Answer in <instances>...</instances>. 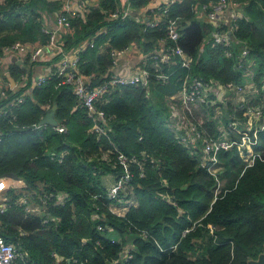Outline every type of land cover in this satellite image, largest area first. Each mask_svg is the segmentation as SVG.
<instances>
[{
    "label": "trees",
    "instance_id": "1",
    "mask_svg": "<svg viewBox=\"0 0 264 264\" xmlns=\"http://www.w3.org/2000/svg\"><path fill=\"white\" fill-rule=\"evenodd\" d=\"M20 1L0 0V56L2 47L15 41L45 43L48 35L39 10L59 7L56 1L28 0L24 6ZM218 1L175 0L161 22L145 30L131 16L104 17L122 0H99L89 5L85 16L70 19V29L61 39L64 51L93 39V46L77 50L78 69L89 78L90 87L106 79L112 51L130 44L141 53L153 51L167 35L168 19H179L176 44L192 57L187 69L174 55L163 66L167 78H151L148 90L137 85L103 93L95 102L105 119L98 121L105 128L99 137L92 129L93 118L80 106L71 86L60 83L53 68L40 87L30 78L17 88L7 87V98L0 100L6 111L0 114V175L13 172L14 179L24 183L21 189H8L0 207V238L18 251L11 264H246L263 250L264 160L256 159L241 173L244 162L236 146L222 149L218 175L223 182L216 192L215 179L201 166V139L195 146L187 145L167 126L169 106H177L188 75L207 82L244 84L251 73L252 95H246L247 88L243 93L232 88L229 95L243 94L247 104L264 101V0H228L233 3L229 10L239 5L240 12L231 18V57L225 56V46L210 39L213 30L227 26L214 25L192 11L196 2ZM127 2L137 10L147 0ZM242 44L247 45L248 55L238 65ZM59 56L55 54L53 60ZM10 71L17 83L28 74L21 66ZM21 95L22 103L9 104ZM48 105H55L54 118L65 130L33 127ZM234 108L240 118L242 107L236 102ZM205 109L202 137L225 135L229 111H218L216 103ZM219 125L225 129L219 130ZM114 146L134 161L119 163ZM257 148L264 150V131L258 133ZM106 174L127 178L132 187L134 199L122 217L107 208L116 197L108 195L101 180ZM26 192L41 207L40 213L28 211ZM43 198L47 200L42 202ZM125 249L128 256L121 257Z\"/></svg>",
    "mask_w": 264,
    "mask_h": 264
},
{
    "label": "built area",
    "instance_id": "2",
    "mask_svg": "<svg viewBox=\"0 0 264 264\" xmlns=\"http://www.w3.org/2000/svg\"><path fill=\"white\" fill-rule=\"evenodd\" d=\"M98 2L99 0H92ZM175 0H147V2L137 10H134L126 0H122L120 5L118 4L115 9H113L109 14H105V18L108 20H114L117 18H125L131 16L134 20L142 23V30L146 28H152L158 25L161 20L167 15L169 6ZM89 0H79L76 8H72L69 3L65 2L60 6L59 12L57 14V24L66 29H70V19L77 17L79 15L85 16L89 12V5L87 4ZM96 5V4H94ZM233 3L228 2V0H219L217 3H207L200 4L196 2L192 11L193 14L198 17L201 11L204 12L203 17L210 20L214 25H220L221 23L227 26L226 29H215L210 35L214 44L225 46L224 54L225 56H233V51L231 48L232 40V25L231 21L227 25L226 22L221 21L220 13L229 9ZM209 10V11H208ZM208 11V12H207ZM134 12V13H133ZM240 12L235 11L231 18L239 17ZM202 17V18H203ZM44 32L48 34L45 47H34L29 51V43H22L20 41H15L11 45H6L2 47V55L0 56V67L3 62V55L9 51H17L19 53H27V57L34 61L36 56L40 55L46 49H51L54 54H60L56 59V64L53 66V72L60 77V83L68 84L71 86L73 93L78 99L80 106L83 107L88 116L92 117L94 124L92 126L93 131L97 133V137L105 133V128L101 126L98 121L105 122L103 111L97 109L95 102L111 88L115 87H125V86H142L149 89V83L151 78L157 80H164L167 78V72H163V66L166 61H169L174 55H178L180 60V65L187 69L190 68L192 57L186 54L180 46L176 44L179 37V19L172 18L168 19L167 22V35L163 39H159L158 45L155 49L149 53H141L139 51V62L131 73L121 74L118 73L114 68L117 62V58L128 52V47L123 50L112 51L111 55L113 57L111 66L109 67V73L101 83L94 87H90L89 78L82 75L78 69V56L77 54H72L70 51H64L62 40L59 39L54 31L49 29H43ZM169 42L175 43L174 45ZM87 46H93V39H90L86 45L79 47L83 50ZM136 49V51H137ZM199 50H202L199 47ZM29 52V53H28ZM248 47L245 44L240 45L239 53L237 56L238 65L243 60L247 59ZM251 74V73H249ZM247 73V76L249 75ZM48 74H41L32 84L36 87H40L48 78ZM26 79L23 77L21 83H26ZM246 86L251 87L252 84H241V83H222L216 80H210L209 82L204 81L201 78L188 75L183 83L181 91L178 95L177 106L170 104L169 115L167 126L168 128L185 144H190L195 146L197 139H201V153L202 160L201 166L205 167L207 172L213 176L216 181V192L222 187V179L219 177L218 172L221 168V163L218 158V153L222 149H228L236 146L239 152L241 160L244 162L243 171L254 164L256 159L264 160V150L257 148L258 144V133L264 131V101L258 104H245V98L243 94L240 96V100L237 101V106L242 107L241 117L237 118L234 114L232 117H228L230 121L228 122L229 128H226V133L223 136L213 137L207 135L202 137V130H204L205 116L208 106H212L225 99L229 95V90L234 88L236 93H243ZM31 88H28V90ZM0 96L3 99L7 98V88L0 89ZM256 98L258 95L256 94ZM24 96H18L12 99L9 104L11 106H18L24 101ZM107 101V100H105ZM52 106H45L48 112ZM6 113L2 108L0 109V114ZM228 115V114H227ZM14 117V116H13ZM43 124L39 122L34 124V128H38ZM54 129L58 131L65 130V127L59 124L51 125ZM219 130H224V125H219ZM217 127V128H218ZM232 132L228 135V131ZM1 135V132H0ZM141 138V136H140ZM113 152L116 155V160L119 163L126 165L128 162L134 161V159H129L123 152L118 150L114 146ZM142 175V172H140ZM1 179V178H0ZM127 178H119L112 181L107 187V193L110 197H116V201L108 204V210L116 216H124L128 209L129 202L131 198L128 197L129 194L133 195L132 187L127 185ZM30 194V193H29ZM49 194L46 196L48 199ZM61 197V196H60ZM59 198L61 202L62 199ZM26 198H24V202ZM46 199V200H47ZM167 199L174 203L170 196ZM22 200V201H23ZM44 198L42 202L46 201ZM2 207V206H0ZM98 229H102L101 225H98ZM145 235V231H142ZM128 250H124L121 257L128 256ZM18 256L17 249L10 243L3 242L0 238V264H11L13 260Z\"/></svg>",
    "mask_w": 264,
    "mask_h": 264
},
{
    "label": "crops",
    "instance_id": "3",
    "mask_svg": "<svg viewBox=\"0 0 264 264\" xmlns=\"http://www.w3.org/2000/svg\"><path fill=\"white\" fill-rule=\"evenodd\" d=\"M28 0H22V6H24L27 3ZM48 1H56L58 3V9L54 10L53 8L49 7H44V9L39 10L40 17H41V22L43 24V29H49L51 31H54L59 39H62V35L67 32L68 29L61 27L57 24V14L59 12L60 6L67 2L70 4L72 8L77 7V3L79 0H48ZM92 1V0H89ZM94 2V1H93ZM89 5L90 3L87 2ZM96 4V2H94ZM239 5H236L234 9L229 10L228 8L223 10L220 13V19L223 22H226L228 25L231 21V16L235 11H239ZM134 13V12H133ZM204 12L201 11L200 15L198 16L199 18L203 17ZM46 35H48L45 32ZM209 39V35H207L205 38H203L201 48H203V43H205ZM47 41V39H46ZM46 43V42H45ZM44 42L43 43H30L28 44L29 46V51L32 50V48L38 46V47H45L46 45ZM86 45V43L81 44ZM78 46V48L80 47ZM77 49H71L68 50L72 54H77ZM136 46L132 45L131 49H128V52L121 54L117 58V62L115 65V70L118 73L125 74V73H131L134 70H136V67L139 62V51L137 49L136 51ZM29 53V52H28ZM54 51L51 49H46L43 51L40 55L36 56L37 61H31L27 57V53H19L17 51H9L3 55V62L2 66L0 67V89H4L7 87L10 88H17L19 85L21 86L24 83H17L14 76L11 74L10 67L13 68L14 66H21L25 69V71L28 73L27 75L24 76L26 81L27 79L30 78L33 82L36 80L41 74H48L51 69L53 68L54 64H56V59L53 60L54 56ZM10 78L13 79V83L10 81ZM20 80V78H19ZM21 82V81H20ZM27 83V82H26ZM0 100H2V97L0 96ZM53 107V106H52ZM1 109V108H0ZM114 175L112 174H106L102 176V182L105 184L104 186L107 187L112 183L114 180ZM0 185H3V187H0V206L4 205V201L7 199V190L10 188H18L21 189L24 185L23 181L21 179H13V178H1L0 179ZM27 195V199L29 201V204L27 205L28 211L32 213H40L41 212V207L34 202L32 199L29 200L31 197L29 193H25ZM38 206V211H33V207Z\"/></svg>",
    "mask_w": 264,
    "mask_h": 264
},
{
    "label": "water",
    "instance_id": "4",
    "mask_svg": "<svg viewBox=\"0 0 264 264\" xmlns=\"http://www.w3.org/2000/svg\"><path fill=\"white\" fill-rule=\"evenodd\" d=\"M89 5H94L93 1H89ZM132 48V44L128 45V49ZM10 81L13 83V79L10 78ZM54 109H55V105H53V107L46 112V114L39 120L40 124L43 125H56L57 121L54 118ZM17 178V175L13 172H6L3 173L2 175H0V178ZM186 185L183 186V188H185ZM246 264H264V244H263V250L261 252L258 253V255L256 256V258H248Z\"/></svg>",
    "mask_w": 264,
    "mask_h": 264
},
{
    "label": "rangeland",
    "instance_id": "5",
    "mask_svg": "<svg viewBox=\"0 0 264 264\" xmlns=\"http://www.w3.org/2000/svg\"><path fill=\"white\" fill-rule=\"evenodd\" d=\"M251 74H249L247 77H246V79H245V83H247V84H253V82H252V80H251ZM246 88H247V92H246V95H248V94H251L252 95V93H253V87L251 86V88L249 87V86H246ZM248 88H250V93H249V91H248ZM249 96V95H248ZM240 97H238V94H236V96L234 97L233 95H227V97L225 98V99H223L222 101H220V102H218V103H216V105H218V111L219 110H221V111H223V112H226V110H228L229 111V114L227 115L228 117H232V116H234V111L237 109V108H234V105L236 104V102L238 101V100H240L239 99ZM245 100V104L247 103V97L244 99ZM228 102L230 103V106H228ZM234 108V109H233ZM232 109L234 110V111H232ZM228 111H227V113H228ZM218 116H220L221 115V113H218L217 114ZM222 116V115H221ZM105 185V184H104ZM134 195H131V194H129V196L128 197H130L131 198V200L132 199H134V197H133ZM33 211H38V206H35V207H33Z\"/></svg>",
    "mask_w": 264,
    "mask_h": 264
},
{
    "label": "clouds",
    "instance_id": "6",
    "mask_svg": "<svg viewBox=\"0 0 264 264\" xmlns=\"http://www.w3.org/2000/svg\"><path fill=\"white\" fill-rule=\"evenodd\" d=\"M0 187H3V185H0Z\"/></svg>",
    "mask_w": 264,
    "mask_h": 264
}]
</instances>
